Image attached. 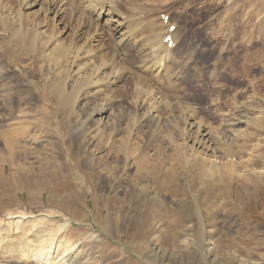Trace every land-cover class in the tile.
I'll use <instances>...</instances> for the list:
<instances>
[{
    "label": "rangeland",
    "instance_id": "rangeland-1",
    "mask_svg": "<svg viewBox=\"0 0 264 264\" xmlns=\"http://www.w3.org/2000/svg\"><path fill=\"white\" fill-rule=\"evenodd\" d=\"M53 1L0 0V163L22 164L19 185L0 179V218L53 214L36 237L13 230L12 263L63 226L82 264H264V0H116L136 40L174 25L171 82L140 68L139 45L103 29L87 43L98 22L84 0H63V22L44 12ZM188 121L212 151L185 139ZM13 125L24 128L12 141ZM204 158L231 177L206 176Z\"/></svg>",
    "mask_w": 264,
    "mask_h": 264
},
{
    "label": "bare ground",
    "instance_id": "bare-ground-1",
    "mask_svg": "<svg viewBox=\"0 0 264 264\" xmlns=\"http://www.w3.org/2000/svg\"><path fill=\"white\" fill-rule=\"evenodd\" d=\"M19 1L22 3L23 7L31 8V7H35V6L39 5V3H38L39 0H37V1L36 0H19ZM83 2H86L85 6H86V10L88 11V14L90 13L91 15H93L95 21L98 22L93 26V31H91L90 33H88L89 31L88 32L85 31L88 33L86 36V38L88 39L87 43H90L91 41L98 40V38H99L98 36L101 35V31L103 29V33H105V36H107V37L110 36V38L112 37V38L117 39L118 44H122V42H125V43L131 42L132 43L131 45H134V44H135V46L139 45V48L136 52H137V55H139L141 57V65H140L141 67L140 68H143L145 71H151V72L153 71L154 73L159 75V77L163 76L164 79L168 82H171L172 80L176 81L182 77L181 70H179V69L173 70L171 67H168V65H170V63L177 62L174 59L171 51L170 52L167 51L169 46L164 41L165 38H167L166 34L168 32H170L168 27H163V28H161L160 31H157L159 33L158 36H160V34L161 35L164 34L163 35L164 37L161 40H159L155 34H154V38H152V40H149L147 42L142 37H140L136 40L134 38V36H132L131 28L129 30V28L126 26V20L124 21V19H123L124 17H122V14L119 12L117 7L114 5V4L118 3V2H116V0H84ZM62 4H63V0H54L51 7L49 6L48 9L43 8L44 12L50 13V15L57 22L58 20L61 19V14L65 8L64 6H62ZM147 5H148V2H147ZM135 8H137V7H135ZM132 16H134V15H132ZM61 22H63V21H61ZM78 22L79 23L77 24V26L74 30L75 31L74 33L81 34L84 25L82 24V22H80V21H78ZM69 24L70 23L64 24V27L67 26L66 30H71V26H69ZM16 30H17V28H16ZM14 31L15 30L13 28L12 29L13 36H18V31H16V32H14ZM168 35H170V33H168ZM102 36H104V35H102ZM170 38H171V36H170ZM101 40H99V41H101ZM173 43H174V41H172V44ZM93 45H95V44H93ZM99 47L100 46L98 45V47L94 49L95 57H101V58L103 57L104 58V53H101L103 51L102 47H104V46H102L101 49H99ZM117 54H119V53H117ZM119 58H121V57H119ZM108 59L111 60V56H110V58H107V60ZM107 60H103L104 62L103 61L100 62L99 66H98L99 72L104 71L105 70L104 68L107 66V64L109 66V64H110L109 62H111V61L108 62ZM113 62L115 63V61H113ZM113 62H112V64H113ZM119 66L120 65H118V68L113 67L112 72L110 71L111 74L110 75L107 74L108 76H110L108 81L111 80L112 78L114 79V77H116V75H118L121 72L120 71L121 68L119 69ZM94 68H96V67H94ZM143 69H142V71H143ZM123 71L124 70H122V72ZM75 73H76V71L74 72V74ZM57 84H58V82L56 83V86H57ZM53 86H54L53 89H55V90H57V88L60 87L59 85L57 87L55 85H53ZM59 90L57 92H59ZM142 92L144 93L143 90H142ZM147 94H148V92H147ZM159 103H161V102L159 101ZM105 112L106 111L104 108H100V110L96 109L90 114H91L92 118L94 117L93 115H96L99 118V116L104 115ZM156 114L157 113L155 110L150 109L148 111V116L146 115L144 117L152 119V118L157 117ZM158 119H160V118H158ZM99 120L100 119L96 118V120H94V122L99 123ZM229 120H227V121H229ZM12 122H14V121L12 120ZM17 122H20V121H17ZM14 124H16V123H14ZM230 124H231V122H230ZM7 126H9V124H7ZM15 126L13 125L14 128L10 132V137H11L12 141L15 139H18L19 135H21L20 133L22 132V129L24 128L22 125H20L17 128H15ZM192 126H194L193 122L188 121V123L186 125V129H188V130L186 132L185 139L192 141V145H195L197 147L205 148L207 150L212 151V149L214 147H212V145H211V143H212L211 140L206 136L208 133L205 132V130H203V127H198V128H201V130H200L199 134L197 135L199 138H197L196 137V134H197L196 131L195 130L192 131V129H191ZM78 128L79 127H77V129ZM77 129H73L72 131H76ZM190 131H192V132H190ZM193 133H195V134H193ZM11 139L6 141V143H5L9 149L13 148V144H12ZM33 141L35 142V140H33ZM205 155H206V152H205ZM192 158H193V160L196 159V157H192ZM10 159H12L11 156H9L7 161L0 163V179L2 182H5V183H9L6 181V179L7 180L11 179V181L13 183H15V181H16L17 182L16 184L19 185V182H18L19 179L16 176H17L18 170L20 168L18 166H20L22 164H20V165L15 164V166H13L10 164V162H11ZM188 163H189V161H188ZM6 165L10 166L9 169L16 168L15 173H10V176H7V174H6V177L3 176V175H5V169H7ZM205 165H207V166L205 167ZM198 167H200L201 169L205 168V170L203 172L204 173L206 172L205 173L206 176H209L210 178H214V179H215V177L217 179H221L223 177L228 178V177H226L227 175L229 177H231L230 172H229V164L228 163L223 164L222 168H220V169H219V167H216L215 170H213V168H214L213 162H211V160L208 162V160H206L204 158V160L203 161L201 160V163L198 164ZM204 173H203V175H204ZM36 187H39V186H36ZM20 189L21 190L24 189L23 184L21 185L19 190ZM43 191L44 190H38V193L42 194ZM51 216H53V214L48 213V214H42L41 216L35 217L34 214H29V213H25V212L20 211V212H16V213H8V214H5L4 217H1L0 218V258L2 255L3 256L7 255V257L10 259L11 264H13L11 261V251H10L11 249L10 248L12 246L11 245V236L13 234L14 229L16 230V232L21 229L20 230L21 233L26 237H27V235H32V234L36 237L38 235V232H39L37 230H40L41 233L46 232V228L39 229V227L41 225H43V227H45V222H47ZM68 222L69 221L67 220L64 223H68ZM22 224H26L29 226L27 229H24ZM63 230H64L63 226H57L55 232H53V233L50 232V238L49 239H48V237L43 239V237H45V235H40V237H37L35 240V241H37V244L35 243V241H33V242L30 241L31 242V243L29 242L30 244H28L25 248L21 249V255H19L21 257V261L23 260V263H25V264H82V262L79 263V261H80L79 256H78L79 251L76 252V250L78 248L77 245L73 246V245L67 244L66 242H65V244H63L61 242V240H58L57 235L62 234ZM19 240H17V241H19ZM25 240H23V241H25ZM23 241H21V242H23ZM26 241H28V240H26ZM13 253H12V255H13Z\"/></svg>",
    "mask_w": 264,
    "mask_h": 264
}]
</instances>
